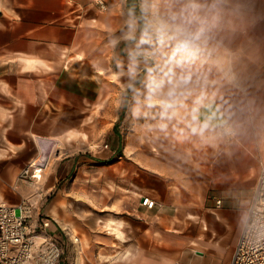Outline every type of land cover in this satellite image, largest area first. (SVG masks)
<instances>
[{
    "label": "crops",
    "instance_id": "obj_1",
    "mask_svg": "<svg viewBox=\"0 0 264 264\" xmlns=\"http://www.w3.org/2000/svg\"><path fill=\"white\" fill-rule=\"evenodd\" d=\"M105 1L0 0V202L55 190L42 210L62 245L56 264H229L264 156V0ZM96 47L133 65L119 126L137 132L112 144L126 192L102 215L56 189L67 173L51 159L73 129L61 116L94 108L92 93L78 106L73 83L93 81ZM223 122L234 139L218 135Z\"/></svg>",
    "mask_w": 264,
    "mask_h": 264
},
{
    "label": "rangeland",
    "instance_id": "obj_2",
    "mask_svg": "<svg viewBox=\"0 0 264 264\" xmlns=\"http://www.w3.org/2000/svg\"><path fill=\"white\" fill-rule=\"evenodd\" d=\"M144 6L149 13L151 10L150 3L144 1ZM146 17L148 18L149 14ZM166 36L167 34L157 36L155 41L159 44L165 43L167 41ZM169 40L174 41L173 39ZM174 42H181V40L176 39ZM114 49L110 51L108 57L109 52L103 54L104 52L97 50V47L90 50L91 54L96 56V59L93 60L96 70L93 81H89V83L74 82L73 86L79 92L76 94L75 91L73 92L80 96L77 102L80 108L82 107L81 96L92 93L94 108L92 109L91 101H89L88 112L85 109L78 115L65 114L61 116L64 122H69L73 126V129L58 132V151L51 153L52 161L55 158L54 155L57 154L59 169L62 168L61 170L67 173L65 178L58 180L56 189L61 188L63 191L69 192L64 195L68 201L70 199L75 203L79 202L85 209L94 210L96 215L101 213L102 208H109L112 202L117 203V197L120 193L126 192L122 188L125 180L120 177L118 162L120 159L124 160L125 153L120 150L115 153L114 158L110 157L112 144L117 136H120L122 143L129 142L132 144L137 133L133 125L119 126V121L124 116V109L130 107L132 103L127 101L124 103L123 95L130 88L128 85L134 77V68L129 62L121 61L117 55L116 47ZM65 64L64 61L58 70L61 77L68 74V68L71 69L69 66L63 68ZM60 70L63 71L59 72ZM80 70L86 71V68ZM86 90L88 91L86 92ZM84 105L83 107L86 108L87 105ZM121 111L123 114L120 115ZM49 154L47 152L46 156L50 157ZM77 154L79 161L74 160L75 162L69 163L68 159ZM45 163L46 158L39 165L32 164L27 167L31 171V168L42 167ZM36 178L35 181H39ZM54 192L55 190H51L46 196L32 192L24 196L21 201L30 204L33 217H47L42 207L54 196ZM230 229L229 227L225 234L214 230L215 237L227 238Z\"/></svg>",
    "mask_w": 264,
    "mask_h": 264
},
{
    "label": "built area",
    "instance_id": "obj_3",
    "mask_svg": "<svg viewBox=\"0 0 264 264\" xmlns=\"http://www.w3.org/2000/svg\"><path fill=\"white\" fill-rule=\"evenodd\" d=\"M101 11L108 9L105 0H94ZM217 133L224 140L234 139L236 130L228 122L217 125ZM24 168L21 175H29ZM141 204L152 208L154 200L141 196ZM220 205L221 199H215ZM52 220L33 217L30 204L16 205L0 202V264H56L62 245L50 231ZM73 242L78 237L72 238ZM229 264H264V156L259 158V173L249 194L246 216Z\"/></svg>",
    "mask_w": 264,
    "mask_h": 264
},
{
    "label": "trees",
    "instance_id": "obj_4",
    "mask_svg": "<svg viewBox=\"0 0 264 264\" xmlns=\"http://www.w3.org/2000/svg\"><path fill=\"white\" fill-rule=\"evenodd\" d=\"M128 2H129V0H128ZM137 17H138V22H139V30H141L143 27L146 26L147 23H146V20L144 18V15H142V17L141 16H137ZM147 31H149V30H147ZM139 76H140V74L137 76V79L139 78ZM134 85H135V82L132 83V85L130 87H132Z\"/></svg>",
    "mask_w": 264,
    "mask_h": 264
},
{
    "label": "clouds",
    "instance_id": "obj_5",
    "mask_svg": "<svg viewBox=\"0 0 264 264\" xmlns=\"http://www.w3.org/2000/svg\"><path fill=\"white\" fill-rule=\"evenodd\" d=\"M182 46H186V43L184 45H182Z\"/></svg>",
    "mask_w": 264,
    "mask_h": 264
},
{
    "label": "bare ground",
    "instance_id": "obj_6",
    "mask_svg": "<svg viewBox=\"0 0 264 264\" xmlns=\"http://www.w3.org/2000/svg\"><path fill=\"white\" fill-rule=\"evenodd\" d=\"M36 165H38V164H36Z\"/></svg>",
    "mask_w": 264,
    "mask_h": 264
}]
</instances>
